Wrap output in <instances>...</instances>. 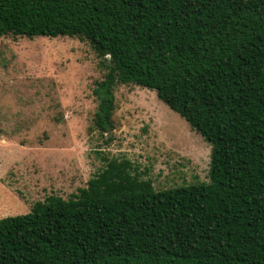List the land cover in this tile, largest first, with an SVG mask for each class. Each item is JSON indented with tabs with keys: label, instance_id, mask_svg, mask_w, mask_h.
Returning a JSON list of instances; mask_svg holds the SVG:
<instances>
[{
	"label": "trees",
	"instance_id": "obj_1",
	"mask_svg": "<svg viewBox=\"0 0 264 264\" xmlns=\"http://www.w3.org/2000/svg\"><path fill=\"white\" fill-rule=\"evenodd\" d=\"M72 37L114 89L152 90L210 144L208 181L156 190L125 158L0 218V264H264V0H0V36ZM110 140V137L107 141Z\"/></svg>",
	"mask_w": 264,
	"mask_h": 264
},
{
	"label": "rangeland",
	"instance_id": "obj_2",
	"mask_svg": "<svg viewBox=\"0 0 264 264\" xmlns=\"http://www.w3.org/2000/svg\"><path fill=\"white\" fill-rule=\"evenodd\" d=\"M105 72L85 41L0 36V218L49 195L67 199L103 157L129 160L156 190L208 181L210 144L152 90L118 84L114 129L93 128Z\"/></svg>",
	"mask_w": 264,
	"mask_h": 264
},
{
	"label": "crops",
	"instance_id": "obj_3",
	"mask_svg": "<svg viewBox=\"0 0 264 264\" xmlns=\"http://www.w3.org/2000/svg\"><path fill=\"white\" fill-rule=\"evenodd\" d=\"M5 203L0 201V216H2V214H3V213H1V211L5 207V205H6Z\"/></svg>",
	"mask_w": 264,
	"mask_h": 264
}]
</instances>
